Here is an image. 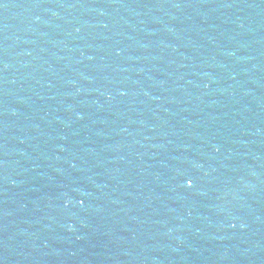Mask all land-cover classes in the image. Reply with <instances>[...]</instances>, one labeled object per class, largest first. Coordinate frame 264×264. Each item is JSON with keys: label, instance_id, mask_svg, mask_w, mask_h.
I'll list each match as a JSON object with an SVG mask.
<instances>
[{"label": "water", "instance_id": "obj_1", "mask_svg": "<svg viewBox=\"0 0 264 264\" xmlns=\"http://www.w3.org/2000/svg\"><path fill=\"white\" fill-rule=\"evenodd\" d=\"M0 264H264V0H0Z\"/></svg>", "mask_w": 264, "mask_h": 264}]
</instances>
